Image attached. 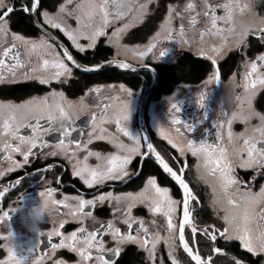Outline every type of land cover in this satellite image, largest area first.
<instances>
[{"label": "snow or ice", "instance_id": "6c2138e0", "mask_svg": "<svg viewBox=\"0 0 264 264\" xmlns=\"http://www.w3.org/2000/svg\"><path fill=\"white\" fill-rule=\"evenodd\" d=\"M147 7L148 0H145V3H137V0H63L58 5L57 10L50 13L47 10H40L39 0H23L19 9L5 4L4 0H0V48H2V51H0V81L9 78L15 81L17 70L25 68L27 61L22 59L20 47L24 50V57L35 55L39 61L36 65L28 67V70L23 74V79L36 80L40 85H47L51 81L67 82L66 78L72 76L73 68L65 63L64 58L71 62L76 69L83 71H93L100 68V64H96L92 68L80 64L73 57L68 47L63 43L56 42L57 38L47 30L46 26L61 32L71 42L73 48L78 50L79 53H85L87 49H92L96 45L98 37L106 36L105 29L112 21H119L128 17L127 23L115 28L111 35L107 37V43L111 46L126 48L125 45L121 44L122 35L142 18L147 11ZM196 7L197 5L189 2L184 6V11L193 13ZM200 7L203 9V16L209 20L210 24V27H206L200 32L201 39L207 33L211 36H218L221 40L220 45L213 46L210 49L212 55L209 56V59L213 64H216L215 56L222 54V49L228 46L229 37L235 36L233 47L236 48L247 45L246 37L249 34L257 36L261 42H264V20L261 21L259 29L256 28L253 22L242 24L239 32H236L233 26L235 14L249 10L251 4H241L239 0H225L224 3L213 4L209 3V0H203ZM217 9L222 10V14L218 15ZM15 11L28 14L31 25L42 33L38 39H28L17 33H11L12 42L7 43L9 35L7 18ZM168 12L169 14L164 17V21L160 25L161 31L156 33L143 50L132 49L133 55L146 56L148 53L153 52L156 47V40H171L173 34L177 36L178 43H188L184 38V25L181 24L179 30H175L171 26L173 14L175 17L183 19L182 13L174 11L171 7ZM197 15L189 16V26L196 23ZM69 18L75 20V28L68 25L67 20ZM218 22H223V27L218 26ZM81 38L86 40L87 43H81ZM50 41L56 43H50ZM56 48L62 49V53L56 52ZM167 51L168 49L161 50L159 58ZM200 51L203 55V49ZM45 54L50 55L51 59H43ZM153 58L157 59L155 56ZM258 62L264 66V54L258 55L255 59L245 63L247 71L244 74V92L242 95L237 96L239 101L238 110L233 112L227 119V127H225V123H213V127L216 129V143L210 144L206 140L197 143L193 139H187L184 143H177L162 128L158 127L160 135L167 140L172 148L180 153L181 157L187 151L197 159L198 173L201 167L199 161H203V167L208 175L216 177L221 190L228 197L227 204L237 210L233 212L231 209L219 208L218 200L214 196L211 207L216 212H223V215L218 216V219L223 221L222 229L207 225L201 227L196 223L193 213L196 211L195 206L199 204V200L183 178L182 174L186 169V165L179 169L181 174H178L147 139L144 140L147 150L141 151L139 138L131 136L128 129L121 124V119H128V113L125 112L122 117L116 116V129L134 142L131 145H125L115 135L106 137L107 130L99 127V134L95 130L90 131L88 141L83 145L77 143L76 148L72 149L70 153L68 146L61 139L53 150L47 154L51 156L64 155L70 163L75 161L72 164L71 175L78 177L89 189L95 185L103 186L107 181L127 182L133 175L138 176L140 174L138 171L132 173L128 171V165L133 157H152L154 162L162 169V172L175 181L179 189L182 190L181 199H174L170 195L168 187L159 186L156 176H148L139 191L120 194H114L111 191L101 192L91 199H84L82 196H66L63 200L57 201L51 199L53 189L49 188L47 191H41L39 195L47 197L45 206L48 203L64 205L69 209L68 215L82 225L66 236L53 229L49 236L56 235L61 238L59 244H52V249L67 248L75 252L80 257L79 264H115L114 258L119 256L124 245L136 244L147 253V258L155 264L157 246L163 240L168 248V257L171 264H180V261L174 255L176 251L175 242L178 239L179 246L191 262H194V264H213V257L203 258L198 248L209 246V241L215 242L219 237L226 242L238 240L240 246L253 255L257 252L264 253V184H261L259 190L254 192L250 187L242 184L235 175L236 167L241 169L252 168L256 169L257 172L264 169V146H258V141L260 145H264V113L257 112L252 103L258 88L264 87V74L257 71ZM117 63L121 68H129L127 63ZM49 69L53 71H48ZM214 78L219 79L218 75ZM121 88H123V85H121ZM99 90V88L89 89L90 92H99ZM129 95H131V92H129ZM75 103H79L82 108L86 107L83 97L78 102H74L67 100L63 92L56 91L47 93L44 96H32L19 104L10 101L0 102V151L8 152L9 156L7 158L9 160H11V152H20L26 162L31 150L37 146L38 134L41 129L40 120L45 117L49 122L50 130H59L62 137L69 135V129L65 121L70 120L68 110ZM196 103L198 105L205 103L204 93L198 95ZM110 107L112 106L107 105L101 111V124L109 119L107 108ZM171 109L179 111L176 103L171 104ZM253 119H256L258 124L252 125L250 122ZM93 120H96L95 116H93ZM236 120L245 125L243 132L233 133L231 126L233 121ZM31 121H35V123H31ZM56 123L59 124L58 129L55 127ZM172 123H179L175 116L172 117ZM21 127L30 128L31 136L20 135L19 130ZM184 127L189 132L193 131L191 125L185 124ZM176 131L179 134V129ZM93 138H107L109 143H112L117 149V152L123 153V155L112 153L101 157L99 152L87 151V144L91 143ZM12 140L19 143L13 145ZM235 141H242V144L236 146ZM21 145L25 146L24 150H22ZM82 146L87 151V155L84 156L83 160H80L76 158V153ZM229 146H232L231 151ZM90 156L96 157L98 163L95 166H90L87 163ZM172 159L176 160L175 157ZM102 160L103 163L100 162ZM14 166L19 168L21 165L16 163ZM139 167L142 170V161ZM8 170L11 171V168ZM3 175L4 173L0 172V176ZM255 179V175L251 177V180L254 181ZM16 183H19V181ZM233 187L238 193L236 199H233L230 194V189ZM0 195H3V193L0 192ZM69 199L76 201V203L74 205L67 204L66 201ZM106 202L111 206L113 219L102 223L94 230H88L84 227L83 222L86 218L95 219L93 212L86 211V207L91 209L97 204L103 205ZM140 205L144 206L152 216L160 214L164 218L167 235L161 236L159 232L150 233L143 218L133 216V209ZM117 213H120L118 219L126 230L116 226ZM174 214L177 216L178 223L173 221ZM5 216H7V213L0 214V219ZM63 223L64 221H61V224ZM152 223H155V219L152 220ZM186 229L191 233L188 239L185 236ZM105 235L109 238L108 241L103 238ZM169 240L172 241L171 245H169ZM108 242H111L113 246L107 247ZM3 247L6 248L8 257L0 260V264H22V260L16 258L12 247L8 245H3ZM211 250L217 254L222 252L220 248L215 246ZM233 261L234 264H241V261L235 257H233ZM54 264H64V262L56 260ZM160 264H164L162 259Z\"/></svg>", "mask_w": 264, "mask_h": 264}, {"label": "flooded vegetation", "instance_id": "af4514ba", "mask_svg": "<svg viewBox=\"0 0 264 264\" xmlns=\"http://www.w3.org/2000/svg\"><path fill=\"white\" fill-rule=\"evenodd\" d=\"M22 2L23 0H4L5 4L14 6L17 9L20 8ZM224 2L225 0H215L213 4ZM39 7L41 11L44 8L49 9L43 7L40 1ZM22 14L29 18L28 14L23 13L22 11H15L10 14L9 18H7L9 24V35L7 38L8 44L12 42L11 33H17L29 39H36L38 35L40 36L42 34L33 25V28H35V34H25L23 31L15 29L13 20ZM217 14H222V10L217 9ZM201 18L207 21V25L203 29L210 27L209 20L203 16ZM40 19L42 21V17ZM142 23L140 25H142ZM159 23L160 20L153 24L155 26L154 29L159 26ZM199 23L196 22L194 27ZM181 24L182 23H177L173 29L179 30ZM218 26L223 27V22H218ZM46 27L47 30L50 31L61 43L69 48L73 57L85 67H93L96 64L102 65L111 60H114L115 62L110 67L103 70L83 71L76 69L71 62L64 58L65 63L73 68L72 76L66 78L67 82L61 83L58 81H51L47 85H40L36 80L23 79V74L27 71V66L30 67L39 62L37 57L33 55L30 57V59L32 58L33 60H31L29 64L26 63L23 70H17L15 81H12L11 78L0 81V101H13L16 104H19L23 100L32 96H42L49 92L56 91L63 92L64 96L71 99L82 96L85 99L86 105L83 113L73 116L70 115V120L65 121V124L69 129V135L67 136L62 137L59 130H50L49 122L46 117L41 119V129L38 134L37 146L31 150L26 162L20 152H11V160H9L7 158L9 153L0 151V172L4 173L3 176H0V192L3 193V195H0V214L7 213V216L0 219V260H4L8 257V252L6 248L3 247V245H8L13 248L16 258L22 260V264H34V262L35 264H54L56 260H62L64 264H79L80 257L75 252H72L67 248L52 249V244H59L61 238L56 235L49 236V233L52 232L53 229H56L66 236L68 233L75 231L82 225L79 221L73 220L68 215L69 209L64 205H52L51 203H48L47 206H45L47 197H41L39 193L41 191H47L49 188L54 190L52 192V200H63L66 196H82L84 199H91L93 196L99 195L101 192L106 193L111 191L114 194H120L130 191H139V189L143 187L148 176H156L159 186L168 187L170 189V195L172 194L177 199H181L182 190L179 189L175 181L162 172V169L154 162V158L152 157L134 156L128 165V171L130 173L138 171L140 174L138 176L133 175L127 180V182L121 183L119 181H107L103 186L95 185L93 188L89 189L78 177H73L71 175L72 164L75 161L70 163L64 155L51 156L47 154L53 150L54 146L58 144L61 139H63L65 145L68 146L70 153L72 149L76 148L77 143L83 145L88 141V133L90 131L95 130L97 134H99V127H103L107 130L106 137L108 135H115L125 145H131L134 142L129 140L128 137L124 136L122 132H118L116 129V116L122 117L125 112L128 113V119H121V124L128 129L131 136L139 138L141 151L147 150L144 143V140L147 139L148 142L152 143L154 148L165 158L166 162L173 167V170L178 172V174H181L179 169L183 165H186V169L182 174L183 178L190 185L192 191L199 200V204L195 206L196 211L193 213L196 223L201 227L207 225L222 229L223 221L219 220L218 216L223 214L215 212L212 207V217H208L206 220L201 217V202L200 197L197 194V187L203 185L208 190L209 186L201 180L197 172V159L192 157L191 153L187 151L184 156L181 157L180 153L172 148L167 140L160 135L158 127L171 132L173 134V139L178 137L182 138L183 142L187 139H193L197 143L201 140H206L210 144L216 143V129L213 127V123H225V127H227L226 121L232 115V110H230V115H228L226 108H224L223 117H220L221 114H218V112L221 111V104H224V102L220 101L221 104L219 105L220 102H218V97L214 96L216 91L214 88L219 89L222 83L230 78L232 79L231 83L234 87L235 93L240 94L241 91L244 92V74L247 71L245 63L255 59L258 55L264 54V42H261L257 36L249 34L246 38V46L241 45L230 51L229 37V49L227 54L223 58L216 60V64H213L209 59V56L211 55L207 50H203V55L200 51L202 48L193 52L188 48L183 47L181 43H178L177 36L173 34L171 40H156V47L153 52L148 53L144 57H140L141 60L134 59L133 57L124 58L114 56V52L107 55L108 57L104 60H97V58L90 59V57L95 55L92 53L96 52V48L101 43L108 45L105 42L104 37H99L96 45L92 49H87L85 53H79L78 50L71 46V42L68 41L61 32L56 29H51L48 26ZM135 27L136 26L132 27L130 31ZM106 30L107 28L105 31ZM184 30V38L188 43L190 42V39L196 40V37L199 39L200 43L204 42V37L202 39L200 37V32L202 30L198 34L197 32L195 33L194 29L187 31L184 27ZM152 33L153 32L150 34ZM207 36L220 38L209 34H207ZM145 40H147V38L126 42L138 43ZM50 43L55 44L56 42L50 41ZM143 49L144 47H141L138 50ZM164 49H168V51L163 57L166 58L171 53H174L175 56L173 57V60L159 61L153 58L154 56L158 57L159 52ZM0 51H2V48H0ZM23 51V48L20 47L21 57L22 59H25ZM56 52L62 53V49L56 48ZM186 52L190 53L196 59L207 62L209 70L205 76L195 82H187L184 80L177 81L168 77L160 87L159 82L161 72L159 66H172L176 64L179 58ZM43 59L49 58L43 57ZM117 62L127 63L129 64V68H121ZM138 67L145 68L140 69ZM257 71L260 74H264V66L259 62L257 65ZM81 75H83V82H81ZM216 75H218L219 79L214 78ZM25 83H32V85L29 87H14V85ZM80 83L82 84L81 90L79 92H74L73 90L75 87H73V85H79ZM205 84H208L209 87L202 88ZM121 85H123V88H121ZM192 86L201 89V91L197 92L195 95L184 94V92L187 93V88ZM93 88H99L100 90L99 92H90L89 89ZM149 89L151 90L146 95V92ZM10 90L15 91V96L10 97L9 94L7 95V92ZM129 92H131V95H129ZM200 93L205 94V103L203 105H198L196 103V99ZM174 96H178V99L173 102L177 104L179 108L178 112L175 109H171L170 106L165 114L161 112V115H165V117L153 116L152 106L150 108L152 101H160ZM144 98L145 105L143 108V118H141L140 109ZM254 104L259 112L264 113V87L258 88ZM107 105L112 106L107 108L109 119L101 124V111L104 110ZM93 116L96 117L95 121L93 120ZM173 116L177 118L179 123H172ZM31 123H35V121H31ZM185 124L191 125L193 131L189 132L184 127ZM55 127L58 129L59 124L56 123ZM231 127L233 130L234 125L232 124ZM177 129H179V134L176 131ZM205 129H207V131H205ZM19 134L31 136V129L28 127H21ZM11 143L16 145L19 142L12 140ZM234 143L236 146H239L242 144V141H235ZM258 146L264 145H260L258 141ZM231 147L232 146H230V151ZM21 148L24 150L25 146L21 145ZM87 151L99 152L101 157L108 156L112 153L123 155V153L117 152V149L112 143H109L107 138H93L91 143L87 144ZM87 151L82 146L77 151L76 158L83 160L84 156L87 155ZM173 157H175L176 160H173ZM141 161L143 162L142 170L139 167ZM100 162L103 163V160ZM201 162L202 160L199 161V163ZM16 163H19L21 166L16 168L14 166ZM87 163L90 166H95L98 161L95 156H90ZM50 165L51 167H49ZM9 168H11V171L8 170ZM235 175L242 184L250 187L254 192L259 190L261 184H264V169L257 172L256 169L252 168L241 169L236 167ZM254 175L256 176V179L253 181L251 180V177ZM17 181H19V183H16ZM5 189H7V191H5ZM208 191L207 194L209 197ZM230 194L233 199L238 197V193L234 187L230 189ZM66 203L74 205L76 201L69 199ZM86 211H92L93 216L95 217V219L86 218L84 220L83 226L88 230H94L102 223H106L109 219H113L111 206H109L107 202L103 205L97 204L91 209L86 207ZM119 216L120 213H117V219L115 221L116 226L121 227L122 230H126L122 222L119 221ZM133 216L143 218L150 233L155 229L152 228L151 225L153 219H155L156 222L161 223L163 229L165 228L164 218L160 214L152 216L142 205L133 209ZM61 221H64V223L61 224ZM173 221L174 223L177 221L176 214L173 216ZM188 235H191V233L186 229V238H188ZM103 238L106 241L109 239L107 235ZM197 238L199 239V237ZM227 242L229 243L230 241ZM227 242L219 237L215 242L209 241L212 247L216 245L217 248L222 250L221 254L213 252L211 255L213 260L216 255L230 256L227 251V247L229 246ZM106 246L112 247L113 245L111 242H108ZM198 251L201 254L203 246H200ZM143 253L144 250L136 244L124 245L119 256L114 258L115 264H138L142 261L138 260V256L141 254V259H143ZM203 258L206 259L207 257ZM243 262L246 261L241 260V264H245ZM213 264L216 263L213 262Z\"/></svg>", "mask_w": 264, "mask_h": 264}, {"label": "rangeland", "instance_id": "374dc122", "mask_svg": "<svg viewBox=\"0 0 264 264\" xmlns=\"http://www.w3.org/2000/svg\"><path fill=\"white\" fill-rule=\"evenodd\" d=\"M215 0H209V3H213ZM63 0H57L55 2V4L53 5L52 9H46L44 8L42 11L47 10L50 13H54L57 8L58 5L60 3H62ZM158 0H148V7H147V11L143 14L142 18L137 21L132 27L140 25L142 22H144V20L148 17L149 13H151L153 5L155 3H157ZM194 3L195 5H197L195 12L193 13H188L186 11H184V6L187 3ZM203 0H174L171 1L170 3L167 4L166 9H165V13L163 14L159 26L156 27V29H154L152 32V34H147L145 35V37L147 38V40L143 41V42H138V43H127L126 38L127 35L130 32V29L132 27H130L129 29H127V31L122 35L121 38V44L125 45L126 48H116L111 46L110 44L107 43V37L111 35L112 31L115 28L120 27L122 24H125L128 22V17H125L122 20L119 21H112L109 26L107 27L106 30V36H104L105 42L111 46L113 48V54L114 56H120V57H133L134 59L137 60H141L140 57H136L132 54V49L133 48H143L145 47V45H147V43L156 35L157 32L161 31L160 25L163 23L164 21V17L167 16L169 14L168 9L171 7L174 9V11H180L182 13V17L183 19L179 18V17H175L173 14V20H172V28L175 27L177 25V23H182L184 25V27L186 28V30L191 31V29H194L195 33L197 32V34L207 25V21H205L204 19H202L201 17L203 16V9L200 7V5L202 4ZM239 2L241 4H245V3H249L251 4V8L249 10L244 11L243 13H237L235 14V18H234V28L236 30V32H239L241 29V25L242 24H246L249 22H253L256 26L257 29H259L261 27V21L264 20V11L261 12V9H264V0H239ZM137 3H145V0H137ZM197 13H199V15H197ZM190 15H197V20L196 22H200L198 25H196L194 27V25L189 26L188 20H189V16ZM204 17V16H203ZM68 25H70L72 28L76 27V23L75 20L72 18H69L67 20ZM193 31V30H192ZM151 33V32H150ZM189 33V32H188ZM39 36V35H38ZM36 37V39H38L39 37ZM249 36V35H248ZM247 36V37H248ZM246 37V38H247ZM99 38V37H98ZM97 38V39H98ZM29 39V38H28ZM81 43H87L86 40H84L83 38L80 39ZM235 42V36L230 37V51L233 50L235 47H233V44ZM221 44V40L220 38L217 37H209L207 36V34L204 35V42L200 43L199 39L196 37V40L190 39L189 43L186 44H182L183 47L188 48L189 50L196 52L197 50H199L200 48H202L203 50H207L208 53H210V55H212L210 49L213 46H218ZM229 49V44L228 46L224 47L222 49V54H217L215 56L216 60H219L221 58H223ZM175 56L174 53H171L170 55H168L166 58H164L163 56H161L159 58V56L157 57V59L155 60H159V61H166L169 59H174L173 57ZM43 57H48L49 59H51L50 55H44ZM27 64L30 63L31 60H33L32 58L30 59V57H25ZM27 66V70H28ZM23 70V69H22ZM48 71H53L52 69H49ZM232 79H228L225 82L222 83L221 87L219 89L214 88L216 91L214 93V96L218 97V102L223 101L224 104H221V102L219 103V105L221 104L222 108L221 111L218 112V114H221L220 117H223V109L226 108V111L228 112V115H230V110H232V113L238 110V105H239V101L237 100V96H240L243 94V92L241 91L240 94L235 93L234 87L232 86L231 83ZM204 87H209L208 84L203 85L202 88ZM201 91V89L196 88V87H188L187 88V93L184 92V94L186 95H195L197 94V92ZM123 92V91H120ZM50 93V92H49ZM44 96V95H42ZM256 96V95H255ZM67 100L70 101H74V102H78L80 100V97L75 98V99H71L69 97L64 96ZM84 98V97H83ZM178 99V96H174V97H168V99H163L160 101H152L150 104V108L152 106V113L153 116L155 117H165V115H161V112H163V114H165V112H167V109L171 106V104ZM254 100L255 97H253V107L254 109L258 111V109L256 108L255 104H254ZM0 102H6V101H0ZM12 103H15L13 101H10ZM84 105H85V99H84ZM86 107H81V105L79 103H75L74 106L69 109L68 111L70 112V115H79L81 113L84 112ZM220 109V108H219ZM261 113V112H260ZM252 125H256L258 124V121L256 119H253L250 122ZM234 128H233V133H240L243 132L245 129V125L240 123L238 120L234 121L233 123ZM165 133H167L170 137L173 138V134L171 132H168L167 130H164ZM174 142L177 143H184L183 139L178 137V138H174L173 139ZM229 150H230V146H229ZM201 167L199 169V176L200 178L203 177V179H201L204 183L205 181H207V184L209 186L208 188V192H209V202L211 204L214 196L217 198L218 200V207L222 208V209H231V211L235 212L237 211L236 209H233L230 205L227 204V196L225 195V193L221 190L219 183L216 179L215 176H210L207 174L206 169L203 167V161L200 163ZM215 190V191H214ZM171 196L174 199H177L174 195L171 194ZM179 200V199H177ZM216 212V211H215ZM220 214H223V212L221 211ZM176 223H178V221H175ZM152 228H155L154 230H152V233L155 232H159L161 236H165L168 233L166 232V229L162 227L161 223H158L155 221V223H151ZM191 235H188V238H190ZM186 238V239H188ZM172 244V241L169 240V245ZM175 257L178 259V261H180V264H188V260H190V258H188L186 256V254L183 252L182 248L179 246V241L178 239L175 242ZM255 255H259L261 258V262L262 264H264V253H259L257 252ZM156 259H155V264H160V260L162 259L164 264H171V261L169 260L168 257V248L165 246L163 240H161V242L158 244L157 246V251L155 253ZM138 264H153L152 260H149L147 258V253L144 251L143 253V259L141 262H139ZM191 264V262H190Z\"/></svg>", "mask_w": 264, "mask_h": 264}, {"label": "trees", "instance_id": "16d2710c", "mask_svg": "<svg viewBox=\"0 0 264 264\" xmlns=\"http://www.w3.org/2000/svg\"><path fill=\"white\" fill-rule=\"evenodd\" d=\"M57 0H40L41 4L43 7H47L49 9H52L53 5L55 4ZM174 0H158L157 3L153 5L151 13H149L148 17L144 20L142 25L136 26L133 28L129 34L127 35L126 40L127 41H132V40H139V39H144L146 38L145 35L150 34V32L153 31L154 29V23L158 22L161 20L163 13L165 11V8L168 3ZM264 9H261V12H263ZM13 25L15 29L19 31H23L25 34H35V28H33L32 25H30V19L22 14L18 18L13 20ZM96 52L92 53L95 54L90 57V59L97 58V60H104L106 59L109 55L113 52V49L111 46L100 44L96 50ZM101 54V55H100ZM231 60V59H230ZM209 66L207 65L206 61H202L200 59L194 58L190 53L186 52L183 54L178 62L172 66H159L161 76H160V82L159 85L160 87L163 85L164 81L169 77L173 78L177 81L179 80H184L187 82H195L200 80L205 76ZM169 75V76H167ZM85 76V75H84ZM81 82H83V75L80 76ZM32 83H25L21 85H14V87H29L31 86ZM80 86V87H78ZM82 84L80 83L79 85H73L74 92H79L81 90ZM15 91H9L7 92V95L9 94L10 97L15 96L14 95ZM6 94V92H5ZM77 94V93H75ZM198 192L197 194L200 197V212H201V217L205 218L204 220L208 219V217H212L211 213L212 209L210 206L209 202V197L207 194V188L205 186L199 185L197 187ZM226 242V241H225ZM228 243V242H227ZM225 244V243H224ZM228 248V253L238 259L244 260L249 264H262L261 258L259 255H253L252 253L248 252L246 249H243L240 246V242L237 240H231L229 243ZM221 245V244H220ZM212 245L209 243V246L204 247L203 246V251H201V254L203 257H208L213 254L212 252ZM138 260L141 259V254L138 256ZM188 264H190V260L187 261ZM214 263L218 264H234L233 259L228 256V255H216L213 260ZM191 264H194V262H191Z\"/></svg>", "mask_w": 264, "mask_h": 264}, {"label": "water", "instance_id": "95a60500", "mask_svg": "<svg viewBox=\"0 0 264 264\" xmlns=\"http://www.w3.org/2000/svg\"><path fill=\"white\" fill-rule=\"evenodd\" d=\"M40 1V0H39ZM53 35V34H52ZM54 36V35H53ZM56 42H59V43H61L58 39H57V41ZM114 60H111V61H108V62H105V63H103L102 65H101V67L100 68H98V69H95V70H103V69H105V68H108V67H110L112 64H114ZM89 68H92V67H90L89 66ZM138 68H140V69H143V68H145V67H138ZM151 89H149L147 92H146V95L148 94V92L150 91ZM144 105H145V98H144V100H143V102H142V106H141V109H140V117L141 118H143V108H144ZM190 186V185H189ZM191 188V187H190ZM215 247H216V245H215ZM230 257L231 258H233L234 256H232V255H230ZM236 258V257H235ZM236 259H238V258H236ZM239 260V259H238ZM241 261V260H240ZM243 263H245V264H249V263H247V262H243Z\"/></svg>", "mask_w": 264, "mask_h": 264}]
</instances>
